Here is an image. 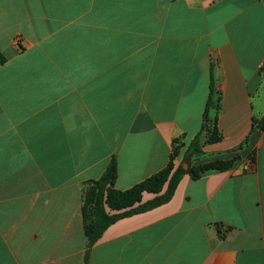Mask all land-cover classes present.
I'll use <instances>...</instances> for the list:
<instances>
[{
  "label": "crops",
  "instance_id": "crops-1",
  "mask_svg": "<svg viewBox=\"0 0 264 264\" xmlns=\"http://www.w3.org/2000/svg\"><path fill=\"white\" fill-rule=\"evenodd\" d=\"M0 55V264H264V0H0ZM178 146L233 166L89 247L88 184L116 157L128 190Z\"/></svg>",
  "mask_w": 264,
  "mask_h": 264
},
{
  "label": "trees",
  "instance_id": "trees-1",
  "mask_svg": "<svg viewBox=\"0 0 264 264\" xmlns=\"http://www.w3.org/2000/svg\"><path fill=\"white\" fill-rule=\"evenodd\" d=\"M3 61L5 59L0 55V62ZM212 110L213 105L209 101L202 129L188 147V152L195 155L197 160L204 154L202 149L204 134L206 143L215 144L222 140L217 120L209 118ZM253 128L263 130L264 117L258 120L254 119ZM180 148L181 146H178L173 149L170 162L165 169L128 190L121 191L115 187L118 178L116 157L112 158L100 179L88 184L90 187L85 191L83 220L89 247L93 246L102 237L105 230L119 219L154 209L169 202L184 175L188 174L192 179L197 180L206 173L229 170L233 166L232 161L215 160L191 165L188 169H184L182 166L175 167L174 160L179 155ZM165 186L167 188L163 192ZM144 193L154 194L155 197L143 203Z\"/></svg>",
  "mask_w": 264,
  "mask_h": 264
},
{
  "label": "rangeland",
  "instance_id": "rangeland-1",
  "mask_svg": "<svg viewBox=\"0 0 264 264\" xmlns=\"http://www.w3.org/2000/svg\"><path fill=\"white\" fill-rule=\"evenodd\" d=\"M192 162L190 161V157L189 156H185L184 160H183V164H181L179 166H182L184 169H188L192 165ZM183 165H185V166H183ZM89 187H90V185L87 186V188H89Z\"/></svg>",
  "mask_w": 264,
  "mask_h": 264
}]
</instances>
